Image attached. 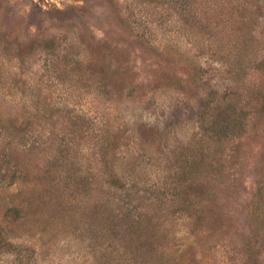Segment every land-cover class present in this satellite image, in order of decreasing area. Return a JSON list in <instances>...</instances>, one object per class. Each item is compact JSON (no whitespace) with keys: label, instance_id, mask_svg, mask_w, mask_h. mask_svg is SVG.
<instances>
[{"label":"rangeland","instance_id":"obj_1","mask_svg":"<svg viewBox=\"0 0 264 264\" xmlns=\"http://www.w3.org/2000/svg\"><path fill=\"white\" fill-rule=\"evenodd\" d=\"M232 1L239 24L221 34L236 25L233 35L241 33L244 45L226 61L206 45L200 24L194 32L189 20L183 25L167 13V0H0V73L10 80L2 92L14 102H38L42 111L30 115L25 141L56 149L53 163H67L85 185L74 189L72 177L57 189L65 173H52L47 222L0 211L4 237L26 250L29 264H101L89 229L91 158H106L98 167L109 175L136 126L146 148L138 180L156 183L167 155L195 137L201 117L225 95L235 125L197 188L183 185L194 206L188 224L178 225L177 249L185 264H264V0ZM11 152L0 150V198L42 190L41 177L29 184L14 174L20 154ZM3 245L0 264L20 262L18 250Z\"/></svg>","mask_w":264,"mask_h":264},{"label":"trees","instance_id":"obj_2","mask_svg":"<svg viewBox=\"0 0 264 264\" xmlns=\"http://www.w3.org/2000/svg\"><path fill=\"white\" fill-rule=\"evenodd\" d=\"M220 3H222L221 6ZM231 5H233L232 0H167V13L174 12L179 15L183 25L189 20L190 29L194 30V27L197 28L200 24L203 40L207 37L206 45L210 49L216 48L218 53L221 50L223 58L228 61L232 57L231 51L240 52L244 45L241 33L239 37H236L237 34L233 35L239 29L235 27L236 25L233 26V34H228V37L221 34L224 29H232L233 22H236L235 19L239 24V20L231 10L234 6ZM219 24L223 26L219 28ZM197 30L199 31L198 28ZM232 36L236 39L233 40ZM203 40L202 43L205 45ZM9 82L10 80L0 73V150L10 151L11 149L13 151L11 154H20L15 162L14 174L21 175L23 182L26 178V183L34 184L33 179L37 181L41 177L45 180V184L43 189L36 193L33 188H25L12 195L13 197L8 195L6 198H0V211L9 210L13 214L12 219L21 222L32 214L33 217H36V214L37 217H43L47 222L48 215H45L48 212V200L46 195L51 191L52 173L56 171L59 175L65 173L64 179H59L54 183L57 189L58 186L62 187L60 183L67 185L68 179L71 180L72 177L76 179L77 186L74 189L77 190L79 187L84 189L85 185H80L82 182L77 178L79 173H75V169H73L74 172L70 171L67 163H60L58 166L59 162L56 161L59 154H56L55 148V151H52L39 148L33 143L27 144L25 128L31 123L30 115H34L37 119L42 108L37 101L32 103L31 98L28 100L29 103L28 101L22 103L19 100L11 101L2 92V90H7L6 84ZM225 97L226 95L223 98ZM222 99L201 117L202 121L198 125L195 137L188 144L180 145L177 150H172L167 155V167L162 170L156 183L147 184L138 180L139 165L146 148L141 145L142 138L136 126L133 127L132 146L123 155L116 157L109 175L98 167L99 160L105 163L106 158L98 156L91 158L88 172L90 180L86 189L88 187L90 196L89 229L92 231L91 240L93 251H95L93 253L95 262H101V264H185L187 260L177 249L178 225L182 221H185V225L188 224L187 220L192 216L191 209L194 203L187 198V191L184 190L183 185L191 181L189 190L197 188L195 179L204 177L203 173L215 166L216 150L223 137L229 134V127L235 125V119L232 118L235 105L229 100L222 102ZM17 124H19L18 127ZM38 125L37 121L35 127ZM61 152L62 161H66V150ZM21 154H25L30 162L26 163ZM55 155H57L56 158ZM75 158L77 164L80 156ZM53 159L56 160L54 163ZM45 161L58 167L49 169V166L48 169L43 170L40 163ZM76 190L74 191L77 192ZM98 238H102L99 244L102 246L100 260L95 250L98 246L96 243ZM3 243L11 247V250H18L17 261L20 262H14V264L30 263L27 262L30 261L28 256L23 254L26 250L20 249L22 247L13 240H7L0 224V245Z\"/></svg>","mask_w":264,"mask_h":264}]
</instances>
